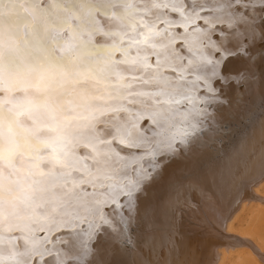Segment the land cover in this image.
<instances>
[{
	"label": "bare ground",
	"instance_id": "6f19581e",
	"mask_svg": "<svg viewBox=\"0 0 264 264\" xmlns=\"http://www.w3.org/2000/svg\"><path fill=\"white\" fill-rule=\"evenodd\" d=\"M263 186L264 0H0V264L264 263Z\"/></svg>",
	"mask_w": 264,
	"mask_h": 264
},
{
	"label": "rangeland",
	"instance_id": "374dc122",
	"mask_svg": "<svg viewBox=\"0 0 264 264\" xmlns=\"http://www.w3.org/2000/svg\"><path fill=\"white\" fill-rule=\"evenodd\" d=\"M261 193L264 195V186L261 188ZM245 217H247V222H245L243 226L236 228L238 234L251 238L254 245L258 244L264 247V244L260 242V240L264 238V201L262 204L256 202L254 205L248 207ZM252 224L255 226H252ZM249 229L258 230L259 235L248 232ZM222 247L227 248L228 246L225 245ZM249 250V247L239 244L231 253H228L227 256L223 258L220 264H255L250 257ZM260 264L264 263L260 262Z\"/></svg>",
	"mask_w": 264,
	"mask_h": 264
}]
</instances>
